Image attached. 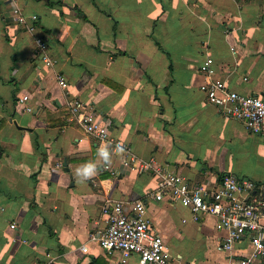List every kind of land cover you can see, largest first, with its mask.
Segmentation results:
<instances>
[{
	"label": "crops",
	"instance_id": "0c3cea01",
	"mask_svg": "<svg viewBox=\"0 0 264 264\" xmlns=\"http://www.w3.org/2000/svg\"><path fill=\"white\" fill-rule=\"evenodd\" d=\"M16 8L37 19L20 21ZM38 36L52 66L37 56ZM206 57L228 89L264 96V0H0V264H140L90 238L114 199L144 200L173 264L248 254L247 236L221 245L216 216L152 198L158 176L139 167L153 159L210 188L227 173L264 181V138L207 100ZM72 98L129 152L86 133ZM88 163L97 172L82 180Z\"/></svg>",
	"mask_w": 264,
	"mask_h": 264
},
{
	"label": "built area",
	"instance_id": "2783aa9c",
	"mask_svg": "<svg viewBox=\"0 0 264 264\" xmlns=\"http://www.w3.org/2000/svg\"><path fill=\"white\" fill-rule=\"evenodd\" d=\"M14 11L20 21L37 19L34 13L26 14L17 8ZM35 44L37 56L43 65L52 66L55 58L50 54L47 40L38 36ZM200 69L207 78L202 85L207 100L222 115L243 121L249 131L264 138V96L228 89L223 80L215 78L216 71L209 57L204 58ZM57 79L59 85L66 88L64 77L57 75ZM27 98V95H23L21 101ZM68 108L86 133L129 152V146L111 137L108 126L94 111L86 109L78 98L69 100ZM25 109L31 110V107L27 105ZM139 167L143 170L152 168L158 176L157 185L150 194L152 198H170L188 208L195 218L202 214L216 216L227 232L221 244L224 248H231L234 242L247 236L250 251L235 259L233 264H264V181L227 173L218 179L215 187L210 188L190 183L184 176L163 169L153 159L141 161ZM145 208L142 199L129 204L123 199L106 200L102 206L104 226L95 230L90 238L107 251H119L123 261L135 253L140 264H173L165 250L163 238L152 229Z\"/></svg>",
	"mask_w": 264,
	"mask_h": 264
},
{
	"label": "clouds",
	"instance_id": "9594fccd",
	"mask_svg": "<svg viewBox=\"0 0 264 264\" xmlns=\"http://www.w3.org/2000/svg\"><path fill=\"white\" fill-rule=\"evenodd\" d=\"M123 149L121 147H117V152H122ZM98 157H100L104 163H110L111 162V157L110 153L108 151V148L102 147L99 149L97 153ZM97 172V165L94 163H88L83 165L80 168H77L76 170V176L80 177L82 180H87L91 179Z\"/></svg>",
	"mask_w": 264,
	"mask_h": 264
}]
</instances>
